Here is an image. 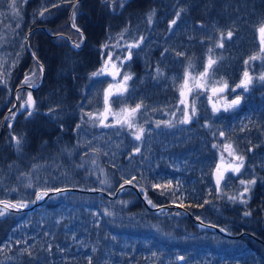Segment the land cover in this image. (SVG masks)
Wrapping results in <instances>:
<instances>
[{
  "label": "trees",
  "instance_id": "trees-1",
  "mask_svg": "<svg viewBox=\"0 0 264 264\" xmlns=\"http://www.w3.org/2000/svg\"><path fill=\"white\" fill-rule=\"evenodd\" d=\"M75 1L16 0L14 11L9 6L13 0H0V73H4L0 79L7 81L6 87L0 84V130L25 75L36 71L40 77L36 84L41 79L26 49L27 34L43 26L52 35L81 40L68 22ZM122 4L126 5L121 15L117 14L120 6L110 8L104 0H84L77 7L76 23L87 39L80 51L43 30L31 37L46 80L34 93L36 113L17 120L13 130L7 123L0 138V200L29 207L36 202L35 193L66 188L114 195L123 184L121 177L135 176L133 183L144 188V198L146 193L147 202L151 200L155 207L180 205L230 235L251 233L264 241V83L254 81L247 93L239 92L244 98L232 112L211 114L205 106L201 112H209L207 118L200 115L188 124L178 119L184 70L191 61V71H202L208 48L223 57L215 72L231 88L239 83L245 67L251 72L252 64L246 66L244 61L260 48L257 29L264 21V0H130ZM173 19L176 24L170 27ZM127 21V32L135 29L141 34L144 47L127 66L131 88L120 106L125 101L129 106L143 102L137 123L145 129L140 141L127 128L96 126L85 115L104 108L108 79L90 78L91 73L101 65L98 52L107 32L118 36ZM228 30L234 32L232 39L224 40V48H216L220 32ZM178 52L184 55L177 56ZM157 67L163 76L154 79ZM22 93L26 100L28 92ZM152 121H171L174 127L161 123L158 128ZM13 136L22 141L19 152ZM224 140L246 153L252 166L246 175L230 176L217 190L215 172ZM253 169L261 180L256 176L253 203L245 208L229 197L241 179H253ZM104 177L107 186L101 183ZM169 181L171 188L164 189L163 195L161 189L152 188L153 183ZM0 248V264H88L89 258L92 264H264V244L251 238L228 239L177 209L152 212L132 189L115 200L67 193L51 197L32 212H8L0 217Z\"/></svg>",
  "mask_w": 264,
  "mask_h": 264
},
{
  "label": "snow or ice",
  "instance_id": "snow-or-ice-1",
  "mask_svg": "<svg viewBox=\"0 0 264 264\" xmlns=\"http://www.w3.org/2000/svg\"><path fill=\"white\" fill-rule=\"evenodd\" d=\"M15 2L16 0H13L12 4L9 5L10 7L14 9V11H15ZM58 6L59 5L57 4H53V7H58ZM46 11H48V9L41 11L39 15L43 17ZM176 16L178 19L179 13H177ZM74 19H75V11H73V27H76L74 23ZM151 19L152 17L151 15H149L148 17L149 23H151ZM175 24H176V19H173L170 23V27L171 25H175ZM76 30L77 32L80 31L79 28H76ZM126 31L127 29H125V32ZM257 31L259 34L260 48L257 53L249 56V58L244 61L246 66H249L251 62H254V61H261L262 63H264V21L260 23ZM233 35H234V32L232 30H228L226 33L220 32L219 39L216 41L215 47L224 48V40L225 39L231 40ZM123 36H124L123 32L119 34L120 39H123ZM143 41H144V37L141 36L135 42L126 44L125 47L128 50L126 57L122 59L121 57L117 56L116 58L117 61H119V64H117V62L112 60V53H108L107 57L104 59L103 65L97 71L91 73L90 78H95V77H99L102 75H110L113 80L117 81V83L116 84L110 83L108 88L104 90V94H103L104 108L102 111H98L95 114L91 112L85 113V115H87L90 120L97 122L96 126H101V127L119 126L122 130L124 128H127L130 131V134L133 136V138L137 141L142 140L144 133H145L144 127L136 123L137 115L141 112V109L145 107L143 102L141 101L139 103H136L134 106L130 107L127 105V102L125 101L123 107H121L118 111H114L111 106L112 103H120V101H111V97L113 95L123 96L125 93L128 92L129 90L128 82L132 80V75L128 72H124L123 75H121V68L123 67L125 59L130 60L132 58L131 49L139 48L141 43H143ZM82 43H83V33H81L80 42L74 43L73 47L80 48ZM118 46H119V41H117V45H113V47H118ZM108 47L109 45L107 43L102 45V48L106 49ZM164 51L167 52V49H165ZM176 55L183 56L184 54L178 52L176 53ZM221 59H223L222 56L213 55V48L210 47L208 48L207 60H206V63L202 71L200 72L191 71V69L193 68V64L191 63V61H189L188 66L187 68H185L184 74L181 78L182 83L180 84L179 89H178L179 96H180L179 103L181 105H184V109L182 110L183 118L179 121V123L188 124L191 122L192 118L196 116L195 97L192 96V93L194 91L207 90L210 87L213 94H219V93H223L225 90L229 88V84L226 80H223V79L219 81L212 80V78L215 76L214 66H216L218 61ZM37 67L39 69L40 75H42L43 65H40L39 62L37 61ZM155 71H156V77H154V79L163 76V73L159 67H157ZM3 76H4V73H0V77H3ZM39 78L40 77L39 75H37V72L32 71L31 75H27V74L25 75L22 86L26 84L29 88L36 87L37 86L36 80H38ZM210 80H212L211 86L209 85ZM254 81H259L261 83H264V72H261L258 76H255L250 73L248 67H245V69L242 72V76H241L239 83L235 84L231 88V91L235 93L237 92V89H242L244 93H247L250 90V87L253 86ZM0 84H3L6 87L7 86L6 79H0ZM217 85H219V87H217ZM188 97H192L190 101L187 99ZM243 98L244 97L242 94H237L230 102L226 103L224 110L228 111L229 109L238 107L241 101L243 100ZM17 99H20V97L17 96ZM211 99L212 97H209V100ZM34 107H35V101L33 100L31 92H29L27 94L26 100H24L23 104L21 105V109H24V108L29 109L27 114L31 116L32 115L31 109H33ZM212 110H213V113H216L219 111L215 103H213L212 105ZM109 115H111V117L113 118V121H114L113 123L107 122ZM11 118L12 119L15 118V113L11 114ZM161 123H163L165 127H174V124L171 121H166V122L157 121L156 127L159 128L161 126ZM8 126L11 127V124H9ZM76 127L79 128L80 125L78 124L76 125ZM221 135H223V133H221ZM12 139L15 141L16 150L18 152L21 151V148H20L21 143H22L21 139L15 136H13ZM213 147L215 148L216 145H213ZM225 149L229 152V155L233 156L234 160L237 161V163H235L234 165L229 164V167L233 173L238 174L240 172V169L243 167L244 156L236 154L231 144L225 145ZM135 152L136 153L140 152V148L138 146L136 147ZM93 163H95V161H93ZM216 176H217L216 187H217V190H219L221 181L224 179V174L221 172L219 165L216 168ZM121 179H123V184H121L120 187L123 189L124 185L132 184V182L136 180V177L133 176L130 179L121 177ZM106 182L107 181H101V183H106ZM255 183H256L255 179H250L248 181L241 179L240 184L244 185V189L240 195L244 196L250 190L249 186L254 185ZM133 186H136V185H133ZM152 188L161 189V195H163L164 189L171 188V182L169 181L168 183L163 184V185L153 183ZM14 190L15 189H13V191ZM140 190L143 192L144 188L141 187ZM56 191L59 192V191H65V190L56 189ZM47 195H48L47 190L39 191L35 193L36 200H41ZM238 198L239 197L237 196H230L229 200H232L233 202H235ZM145 199H147L146 193H145ZM34 202L35 201H33V203ZM240 202L246 204L247 200L241 199ZM148 203L152 207H155V205L152 204L151 200H148ZM205 203H208V201H205ZM0 205H3V207L0 208V217L7 215L9 210L14 209L18 211L28 206L27 204L23 202L11 203L7 200H0ZM105 215H112V213L105 211ZM244 215L246 216L251 215V213L246 211ZM221 231H224V229H221ZM48 250L50 251L51 249L49 248ZM0 251H3V249L0 248ZM28 255L31 256V252H28ZM180 259H183V257H180ZM88 264H92L91 258H89Z\"/></svg>",
  "mask_w": 264,
  "mask_h": 264
},
{
  "label": "rangeland",
  "instance_id": "rangeland-1",
  "mask_svg": "<svg viewBox=\"0 0 264 264\" xmlns=\"http://www.w3.org/2000/svg\"><path fill=\"white\" fill-rule=\"evenodd\" d=\"M104 1H105V3L110 8H112L114 5H117L118 7L120 6V9H124L125 6L122 3L123 2H126L127 0H114V1L104 0ZM121 4L123 6H121ZM70 27L72 28V30L75 33H78L77 30L75 31V29H74L75 27H73V22L71 23ZM76 28H77V25H76ZM78 35H79V33H78ZM65 36L68 37L71 40V42L74 43V38L75 37H72L71 38L70 36H67V35H65ZM31 37H30V41H31ZM139 37H141V34H140V36H138L136 30L134 29L130 33L124 34L123 39H120V37H118L117 40L112 41V43L111 42L108 43L109 47L106 48L103 51L101 65L98 67V69L103 65L104 59L107 57L108 53H112V60L115 61V62H117V64H119V61H117V59H116L117 56H119V57H121L123 59L127 55V51L128 50L125 47V45L135 42L136 40H138ZM62 39H65V38H62ZM117 41H119V46L118 47H113V45H117ZM67 42H69V41H67ZM133 49H135V48H133ZM133 49H131L132 58L134 56H136L135 51ZM132 58L130 60L125 59V62L123 64V67L121 68V75H123L124 72H128L129 73V70H128V67L127 66L131 62ZM251 64H252V66H251V72L252 73L250 72L251 74H253L255 76H258L261 72H264V63H262L261 61H254V62H251ZM100 78H106V79H108L107 81H108L109 84L110 83L111 84H116L117 83V81L113 80L110 75H102ZM118 79H119V77H118ZM221 79L226 80L225 78H223V76L221 74L218 76L217 75V72H215V76L212 78V80L219 81ZM212 80L209 81V85L210 86L212 84ZM227 82L229 84V88L227 90H225L223 93L213 94L210 87L207 90H196V91H194L192 93V96L195 97L196 116L193 117L191 121H193L194 119H196V117H199L200 115L202 116V119L203 118H207V114L210 116L209 112H207V111L201 112V107L202 108L205 107V106L209 107L210 108V113L211 114H214L213 113V110H212L213 103H215L216 106H217V108L219 109V111L216 112L217 115H219L220 112L229 113V112H232L235 109V108H233V109H229L228 111H225L224 110V107H225L226 103L230 102L237 94H239V92L241 93V91H243V90L242 89H237V92L233 93L231 91V89H230L231 86H230L229 81H227ZM128 86H129V89H130L131 88L130 81L128 82ZM217 87H219V85H217ZM128 92H129V90H128ZM128 92L125 93L124 95H127ZM22 95H23V93L20 94V99H22V97H23ZM123 96L113 95L111 97V101H120V103H121ZM209 97H212V99L209 100ZM191 98L192 97H188L187 99L190 101ZM24 99L25 98H23V101L20 100L21 101V104H23ZM120 103H112V105H111L112 106V109L114 111H118L121 107L124 106V105H122L124 102L121 104V106H120ZM25 109H27V108H25ZM183 109H184V105H181L180 104L179 110L182 111ZM182 118H183V112H181L179 114V117H178L179 121ZM87 122L90 123V124L92 123L93 125L97 123L95 121L90 120L89 117H88V121ZM107 122L108 123H113L114 122L113 121V118L111 117V115H109ZM155 122H157V121H152L150 123H155ZM136 123H138V115H137ZM175 123H177V122H175ZM223 127L225 128V126H223ZM228 144H231L232 145V148L235 150L236 154L244 156V164H243V167L240 169V172L238 174L237 173H233L231 171L230 167H229V164H233L234 165L235 163H237V161H235L234 158H233V156L229 155V152L225 149V145H228ZM220 149H221V151H220ZM219 153H220V158H221V160H220L221 161L220 170L224 174V179L221 181L220 187L222 186V184L225 181L228 180V178L230 176L238 177V175L239 176L246 175L248 173V168H250L252 166V163L249 165V158H248L247 155H245L246 153H243V152L238 151L237 148L235 147V145L232 142L230 143L229 141L224 140L223 147L221 148V145L219 147ZM252 173H253V179L256 180L257 179L256 176H258L260 178V175L254 169H253ZM103 180H106V178L104 177ZM260 180H261V178H260ZM107 183H108V181L106 183H103V185L104 186H107ZM249 187H250V190L244 196H241L240 195L243 192V189H244V185H241V184H239V187L237 188V190L234 193V196L239 197L236 201H238L240 203V205L244 206L245 208L251 207V205L253 203V199H254L253 198V195H254L255 187H254V185H250ZM241 199L247 200V203L246 204L241 203L240 202ZM245 212H246V210H243V213H245Z\"/></svg>",
  "mask_w": 264,
  "mask_h": 264
},
{
  "label": "water",
  "instance_id": "water-1",
  "mask_svg": "<svg viewBox=\"0 0 264 264\" xmlns=\"http://www.w3.org/2000/svg\"><path fill=\"white\" fill-rule=\"evenodd\" d=\"M81 1H82V0H78V1L76 2V4H75V7H76V6L78 5V3L81 2ZM75 7H74V8H75ZM70 17H71V16H70ZM42 29H43L44 31H46L45 28H42ZM34 31H35V30L31 31V32L29 33L28 37H27V43H26V44H27V48H28L29 53L31 54V56L34 58L36 64H37V61H38L40 65H43V64H42V63H41V62H40V61H39V60L33 55L32 51H31V49H30V37L32 36V34H33ZM46 32H47V31H46ZM79 33L81 34L82 32L79 31ZM49 35H50V34H49ZM64 37L70 42V46H71L73 49H75V50H79V49L84 48V46H85L86 43H87L86 38H85L84 35H83V39H84V43H83V45H82L80 48H75V47H73V44H74V43L71 42V40H70L68 37H66V36H64ZM45 79H46V72H45V68H44V66H43L42 78H41V81H40L39 85L36 86V87H32V88L26 87L25 89H29V90H31V91H37V90H39V89L44 85ZM17 104H18V100H17V97H16V105H17ZM3 131H4V125H3V129H2V131H1V133H0V137H1L2 134H3ZM126 188H133L134 191L137 193V195L140 197V199H141V200L145 203V205L149 208V206H148V204L146 203L144 197L142 196V193H141L140 189H139L138 187H136V186H133L132 184H126V185H124V188H123V189L120 187V188L117 190L115 196H111V195H109L108 193L103 192V191H86V190H81V189H65V191H60V193L77 192V193H84V194H102V195H104V196H106V197H108V198L115 199V198H117V197L119 196L120 192H121L122 190L126 189ZM54 194H55L54 192L48 193L46 199H47L48 197L54 195ZM42 203H43V202L35 203V205H33L32 207H28V208L20 209V210H18V211H17V210H14V209L9 210V211H10V212L33 211L34 209H36L37 207H39ZM0 207L2 208L3 205H0ZM164 208H169V207L156 208V209H153V211L159 212V211L163 210ZM175 208L186 211L184 208H182V207H180V206H176ZM149 209H150V208H149ZM188 216H189L192 220H194L197 224H199V225H203V222L200 221V220H198V219H196V218H195L190 212H188ZM215 230H216L218 233H222L218 228H216ZM242 236H243V235H241V236H239V237H236V238H240V237H242ZM249 236H250L251 238H253V239L257 240V241H260V242H262V243L264 244V242L261 241V240H260L259 238H257L256 236H254V235H249ZM231 238H233V237H231ZM234 238H235V237H234Z\"/></svg>",
  "mask_w": 264,
  "mask_h": 264
},
{
  "label": "bare ground",
  "instance_id": "bare-ground-1",
  "mask_svg": "<svg viewBox=\"0 0 264 264\" xmlns=\"http://www.w3.org/2000/svg\"><path fill=\"white\" fill-rule=\"evenodd\" d=\"M108 1H112V0H108ZM125 12V10L124 9H120L118 12H117V14L118 15H121V14H123ZM129 21H127L125 24H124V31H123V33L124 34H126V32L129 30L128 29V27H129ZM133 25V24H132ZM131 25V26H132ZM138 25V24H137ZM125 29H127V31L125 32ZM130 31V30H129ZM128 31V32H129ZM82 32V31H81ZM128 32H127V34H128ZM83 33V32H82ZM83 35H84V33H83ZM106 40H105V42L103 43V45L104 44H108V43H112V41H114V40H117V38L119 37V35L118 36H112L111 34H109L108 32H107V35H106ZM83 43H84V39H83ZM143 47H144V42L140 45V47L139 48H135V49H133L134 51H135V53H141V52H143L142 50H143ZM105 50V48H102V46L100 47V49H99V56L102 58V53H103V51ZM12 113H15V118L14 119H16V120H19V119H21L22 117L23 118H27L28 117V114H27V112H25V111H19V112H11L10 114H8V116H10L11 117V114ZM204 227V226H203ZM205 229H207L206 227H204Z\"/></svg>",
  "mask_w": 264,
  "mask_h": 264
}]
</instances>
